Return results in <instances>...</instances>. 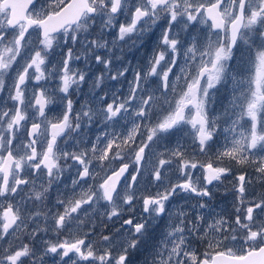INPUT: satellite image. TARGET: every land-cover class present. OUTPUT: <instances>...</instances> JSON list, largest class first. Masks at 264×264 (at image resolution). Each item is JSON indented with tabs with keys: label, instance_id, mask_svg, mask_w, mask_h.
Masks as SVG:
<instances>
[{
	"label": "snow or ice",
	"instance_id": "obj_1",
	"mask_svg": "<svg viewBox=\"0 0 264 264\" xmlns=\"http://www.w3.org/2000/svg\"><path fill=\"white\" fill-rule=\"evenodd\" d=\"M257 182L264 0H0V264H264Z\"/></svg>",
	"mask_w": 264,
	"mask_h": 264
},
{
	"label": "rangeland",
	"instance_id": "obj_2",
	"mask_svg": "<svg viewBox=\"0 0 264 264\" xmlns=\"http://www.w3.org/2000/svg\"><path fill=\"white\" fill-rule=\"evenodd\" d=\"M139 55H143L141 52ZM227 185V182H225ZM254 190L259 193L261 188L259 186V182H257L254 186ZM232 202V196H231V190L230 187H221L218 190H215V197L212 201L213 205H218L217 211H219L221 208H228L231 205ZM133 264H143V257L133 259Z\"/></svg>",
	"mask_w": 264,
	"mask_h": 264
},
{
	"label": "trees",
	"instance_id": "obj_3",
	"mask_svg": "<svg viewBox=\"0 0 264 264\" xmlns=\"http://www.w3.org/2000/svg\"><path fill=\"white\" fill-rule=\"evenodd\" d=\"M262 191H264V189H261V190H260V192H262ZM260 192H259V193H260Z\"/></svg>",
	"mask_w": 264,
	"mask_h": 264
}]
</instances>
